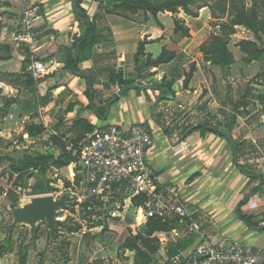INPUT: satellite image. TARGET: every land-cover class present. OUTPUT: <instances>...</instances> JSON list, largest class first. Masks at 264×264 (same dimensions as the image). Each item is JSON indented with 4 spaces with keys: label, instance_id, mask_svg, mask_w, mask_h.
I'll return each mask as SVG.
<instances>
[{
    "label": "rangeland",
    "instance_id": "rangeland-1",
    "mask_svg": "<svg viewBox=\"0 0 264 264\" xmlns=\"http://www.w3.org/2000/svg\"><path fill=\"white\" fill-rule=\"evenodd\" d=\"M170 1L173 3L183 1L187 3V7L185 10L177 7L175 13L162 10L157 14L152 13L148 8V3L153 7H160ZM103 2L105 4L101 5ZM98 4L101 5L98 10L100 15L111 11L134 16L140 22V30L151 28L155 35H159L161 29L164 30L163 34L166 35L164 38L167 41L155 58L151 55L156 51L153 54L143 52V44L147 38L144 37L140 41L133 68L138 76H133L132 80L138 77L141 80H136L138 83L145 85L154 83V78H150L149 69L151 65L158 66L157 62L162 61L159 69L166 73V77L159 82L164 87L159 90V96L154 94L157 99L155 105L160 101L157 105L159 121L163 116L164 125L167 126L169 123L172 134L179 137L178 129H185L184 133L189 126L202 123L204 120L209 122L208 116L222 119L215 115L219 114L218 111L210 110L214 100L224 105L229 104L231 117H234L233 123L231 122L232 129L226 130L229 133L240 127L242 122L236 118L242 112L253 115L259 111L264 112V0H103ZM243 10L249 17L255 19L253 31L242 25H234L238 14ZM194 15L199 19H194ZM174 17L182 21L181 24H177L178 32H174ZM186 25H189L187 27L193 33L189 37L181 35V30ZM213 35L220 36L221 40L213 38ZM247 41L255 42L260 48L259 51L252 48L248 49L250 53L246 50L242 51L240 44ZM224 47L230 54V68H219L214 64L204 65L207 58H223L226 53ZM204 51H212V54H206ZM252 55L259 59L249 61ZM202 63L204 66L196 73V64ZM177 79L179 81H176ZM189 80L192 81L189 83L192 87L186 88L191 91L187 93L183 87ZM165 88H169L173 94L174 91L180 94L175 96L176 98L173 96L175 99L172 102H162L165 100L163 99ZM242 98L250 102L245 108L239 104ZM1 101L2 96H0V129L2 125H7L11 135L7 132L6 138H0V144L5 146L15 141L19 148L30 145L29 148L37 152H45L48 132L37 136L34 143L29 145L21 142L18 140L21 129L14 120H6L9 111L1 110L4 108ZM179 103L184 107L182 110L177 107ZM166 107H170L168 112L164 110ZM214 108L218 110L217 106ZM157 112L155 110V113ZM171 117L175 123L173 120L170 121ZM176 119L183 124L178 126L179 121L176 122ZM257 127L261 129L256 136L252 135L251 139L250 137L247 139L249 142L245 145V152L240 156L239 162L248 170L264 176V126L253 123V128L252 126L250 128L254 131ZM32 163L35 164V161ZM27 166L22 169L19 177L13 174L8 177L4 175L5 172H1L3 168H0L2 176L0 178V264H172V255L185 250L190 245L188 241L191 235L186 232L188 223L186 220L169 221L166 227H133V217L139 214L140 205L132 201V205L126 206L114 195L83 202L77 197L71 198L70 209L60 212L59 218L63 224L58 226L52 244L49 243L48 229L42 222L37 225L33 237H30L27 225L17 224L8 230L13 208L9 202L11 195L17 196L19 205H22L35 195L47 193L58 198L66 192L73 194L79 184L76 168L78 164H72L69 169L62 170L47 168L44 174L37 166L32 168ZM202 166L188 173L189 181L192 179L203 181L204 176L211 174L212 177H218L225 173L201 168ZM222 171L225 169L223 168ZM28 173L31 174L27 176ZM226 176L227 182L232 181L233 184L231 192L223 194L226 186L220 190L222 186L212 183L205 190L203 199L184 202L187 211L185 219L189 218V222L195 221L199 232L211 241L216 237L228 239L226 234L230 232L229 228L233 227L236 230L235 227H243L245 223L236 215L235 207L246 192L257 184V180H247L248 182L242 185L235 178V170L234 174L226 172ZM66 181H69L68 187ZM8 189L13 193L5 196ZM259 193L240 210L249 217L253 225L264 226V190L260 189ZM187 244L188 246L185 247Z\"/></svg>",
    "mask_w": 264,
    "mask_h": 264
},
{
    "label": "crops",
    "instance_id": "crops-1",
    "mask_svg": "<svg viewBox=\"0 0 264 264\" xmlns=\"http://www.w3.org/2000/svg\"><path fill=\"white\" fill-rule=\"evenodd\" d=\"M72 4L73 0H0V96L4 106L1 110L9 111L6 120H14L21 129L18 139L21 142L29 145L34 143L37 136L48 132L45 152H37L29 148L30 145L19 148L15 141L5 146L0 144V168H3L1 172H5L4 175L8 177L11 174L19 177L21 173L11 172V165L21 167L26 162L28 168H32L34 167L32 162L46 152L58 156L63 152L72 151L75 155L85 137L95 129H105L111 124L128 127L132 123L143 122L150 127L153 135V145L147 154L148 164L153 168L158 181L174 189L185 203L203 199L205 190L212 183L222 186L220 190L226 186L223 194L231 192L233 184L232 181L227 182L226 172L234 174L235 170V178L245 185L249 179L235 168L232 162V147L224 138L209 131L188 132L192 127L189 125L185 134L184 129H178L179 137L172 134L169 123L167 126L164 125L163 116L159 121L157 105L160 101L155 105L157 99L154 95L159 96V89L142 86L138 91L134 86L123 87L133 76H138L133 68L140 41L144 37L147 38L143 44V52L153 54L156 51L151 55L155 58L167 41L164 38L166 37L163 34L164 30L161 29L159 35H155L151 28L140 30V22L134 16L115 12L100 15L98 2L84 0L82 6L90 18L94 19L95 32L99 38L97 37L91 47L82 46L80 31L82 21L74 17ZM31 5L38 7L36 31L39 38L32 49L27 45L11 42L4 34L5 31L8 33L14 29L23 11ZM194 19L199 17L194 15ZM188 31L189 36L193 35L191 29ZM74 35L79 38L78 56H76L78 41L74 39ZM160 42L162 43L159 45ZM72 56L75 59L77 73L67 68ZM34 61L50 63L49 71L41 76H35L30 69ZM209 64L212 63L207 60L204 65ZM159 65L161 63L149 69L150 78H154V83H159L166 77V73L159 69ZM204 65L196 64V73L200 72ZM214 66L221 67L215 64ZM230 66L231 64L222 68L228 69ZM136 80H139L138 77ZM192 81L189 80L184 85L185 92H191L186 88L192 87L189 85ZM88 83H91V88H88ZM124 88L126 91L123 92ZM179 94L180 92L174 91V97ZM223 95L225 96L226 92ZM175 98L162 102H172ZM227 99L230 101L229 97ZM215 106L218 110L214 108ZM210 110L218 111L219 114L215 115L222 119L208 116L209 123L215 124L218 121L223 124L222 128L225 131L232 129L234 117H231L229 104L224 105L214 100ZM236 119L242 122L237 130L233 129L230 133L233 139H238L236 141L249 142L247 141L249 137L251 139L252 135L258 134L261 127L252 131L250 127L253 128V123L264 126L262 111L256 115L244 111ZM172 120L171 117L170 121ZM173 121L175 123V120ZM178 121L179 119H176V122ZM182 124L181 121L178 122V126ZM7 128V125L1 126L0 138H6L7 132L11 135ZM72 164L51 168L69 169ZM199 166L225 173L218 177H212L211 174L204 176L203 181L198 179L189 181L188 173ZM223 168L225 171H222ZM260 189L262 188H259L252 197L260 194ZM251 198L244 206H247ZM14 199H17L16 206L19 205L18 197L11 195L9 202L12 207ZM235 228L236 230L233 227L229 228L230 232L226 234L228 239L264 247V227L251 228L244 224L243 227ZM216 238L214 241L221 239Z\"/></svg>",
    "mask_w": 264,
    "mask_h": 264
},
{
    "label": "built area",
    "instance_id": "built-area-1",
    "mask_svg": "<svg viewBox=\"0 0 264 264\" xmlns=\"http://www.w3.org/2000/svg\"><path fill=\"white\" fill-rule=\"evenodd\" d=\"M38 7L28 6L12 31L4 32L15 44L31 49L38 41L36 20ZM8 34V35H7ZM35 76L50 69V63L34 61L30 67ZM177 107L182 110V104ZM170 107H166L165 112ZM153 145L150 127L143 122L123 127L115 124L95 129L78 148L80 181L71 198L80 202L92 198L117 196L122 204L140 200L139 214L133 217V227H145L150 218L176 216L184 222L187 211L176 191L160 183L147 162ZM116 203V202H115ZM114 203V204H115ZM187 233L194 242L171 259L172 264H264V247L232 239L211 241L199 232L196 222L187 223Z\"/></svg>",
    "mask_w": 264,
    "mask_h": 264
},
{
    "label": "trees",
    "instance_id": "trees-1",
    "mask_svg": "<svg viewBox=\"0 0 264 264\" xmlns=\"http://www.w3.org/2000/svg\"><path fill=\"white\" fill-rule=\"evenodd\" d=\"M83 1L84 0H73L72 10H73V14H74V17L76 18V20L82 21V23L80 24V31H81V35H82L81 36L82 46L87 45L88 47H91L93 45V43L95 42V40L97 39V37L99 38V35H97L95 32L94 19L90 18L86 9L82 6ZM92 1L99 3V2H102L103 0H92ZM103 4H105V3L103 2L101 5H103ZM143 4H145V3H143ZM101 5L98 6L99 7L98 10H100ZM146 6H147V4H146ZM177 7H181L182 9L185 10V8L187 7V3L183 2V1L173 3L170 1V2H167V3L160 5V7H153L148 3V8H150L152 13H154V14H157L159 11H162V10L175 13ZM232 8H233V6H232ZM110 12L111 11H108L107 13H110ZM181 22L182 21L179 18L177 19V17H174V24H175V31L174 32H178L177 31V28H178L177 24H179V23L181 24ZM254 23H256L255 19L253 17H249L248 13L245 10H243L242 12H240L238 14L237 21L234 23V25H242V26L246 27L248 30L253 31L252 28H253ZM181 35L182 36H189V31H188L187 27L182 28ZM213 38L221 40L220 36H217V35H213ZM240 46H241L240 48L242 49V51L246 50L247 53H250L248 49H251V48L257 49L258 51L260 49L259 46H257L256 43L252 42V41H247V42L241 43ZM224 49H225V47H224ZM224 51L226 53H225V56L223 55V58L220 57V59H218V58L213 59L211 57V58H207V60L210 61L212 64L219 65L221 67L228 66L231 63L230 54L227 53V49H225ZM204 53H206V54L211 53L212 54V51H208V52L204 51ZM258 59H259V57L252 55V57L249 58V61L258 60ZM160 63H162L161 60L159 62H157V64H160ZM153 65H151V66H153ZM67 68H70L73 70L74 73H77L76 69H75L74 56L70 57V59L67 63ZM78 75L83 77V75L80 73H78ZM124 86H126V87L127 86H134L136 88V90H138V91L140 90V87H142V86H145V87L149 86L151 88L159 89V90L164 88L160 83H150L149 85H143L141 83H138L136 80L127 81L125 83V85H123V87ZM88 88H91V83H88ZM124 91H126L125 88H124L123 92ZM167 91H170L169 95L166 94ZM163 94H164L163 99H165V100L174 98L173 97L174 94L169 88H165V91ZM243 98L240 99L239 104H241L243 106V108H245L249 105L250 102L245 101V99H243ZM193 130L209 131V132H212V133L219 135L220 137L224 138L232 147V154H233L232 162H233L235 168L242 175L247 177L250 181L257 180V184L254 187H252L251 189H249V191L246 192V194L243 196V198L237 202L236 207H235V213L238 216V218L241 221H243L248 227H251V228H257V227L262 228V227H264V226H260V225H258V226L253 225V223L250 221L249 217L244 215L240 210L241 207L244 206L248 202V200L258 191V189L260 187H263L262 189L264 190V176L261 174L254 173L251 170H248L244 165H242L239 162V158H240V156H242L244 154L245 148H246L245 145L248 142L243 141V140L242 141H236L235 139H233L231 134L228 131H225L222 128V124L218 121H216L215 124H211L207 121L203 122V123L196 124V125L190 127L188 129V132H191ZM185 133H186V131L184 132V134ZM251 148H252V145H251ZM34 161H35L34 166H37L39 168L40 172L44 174L47 171L46 169L51 168L52 166L56 167V168H61L63 166H67V165H70L72 163L77 164L78 152H76L75 155H73L72 151L71 152H63L62 154H60L58 156L53 155V154H48L46 156H39ZM25 166H27L26 163L24 165H22L21 167H18V166L13 164L10 166V170L13 173H20V172H22V169L26 168ZM76 168H77V172H78L79 167L76 166ZM78 177H79L78 181H80L79 173H78ZM65 184L68 187L69 181H66ZM43 186H44V184H43ZM12 192L13 191L11 189H9L7 191V194L8 195L12 194ZM92 199H94V198H92ZM94 200H96V199H94ZM16 201H17V199L13 200V208L16 207ZM134 202H137L138 204L141 203V201L138 199L134 200ZM167 219H169V220H167ZM175 220L177 222L179 220V218L176 216H170V217H166V218H160V217L155 218V217H153V218H150L148 220L145 227H166L167 222H169V221L172 222ZM185 220H186V222H189V218H186ZM195 237H196L195 235H191L190 240L188 241V244L190 243V245H191L194 242ZM188 244L185 245V247H187ZM179 252H181V251L174 253L172 256L176 255Z\"/></svg>",
    "mask_w": 264,
    "mask_h": 264
},
{
    "label": "water",
    "instance_id": "water-1",
    "mask_svg": "<svg viewBox=\"0 0 264 264\" xmlns=\"http://www.w3.org/2000/svg\"><path fill=\"white\" fill-rule=\"evenodd\" d=\"M74 39L78 41L76 46V56H78L80 49L79 38L74 35ZM166 94L169 95L170 91H167ZM70 203L71 196L69 192L62 194L58 198L51 194L35 195L27 203L12 208L11 222L7 229L10 230L17 224L27 225L30 237H33L37 225L42 222L48 229L49 243L52 244L58 226L63 224V221L59 218L60 212L61 210L70 209Z\"/></svg>",
    "mask_w": 264,
    "mask_h": 264
}]
</instances>
